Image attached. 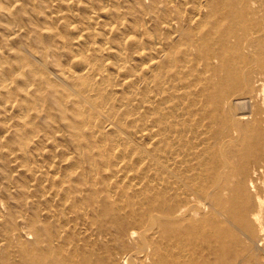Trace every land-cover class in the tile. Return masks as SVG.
<instances>
[{
	"label": "rangeland",
	"instance_id": "rangeland-1",
	"mask_svg": "<svg viewBox=\"0 0 264 264\" xmlns=\"http://www.w3.org/2000/svg\"><path fill=\"white\" fill-rule=\"evenodd\" d=\"M245 1L248 21H255L248 29L255 34L264 27V0ZM150 3L0 0V74L13 93L10 98H0V264L20 263L17 233L21 232L22 242L31 243L33 236L24 223L36 215L41 223L48 221L53 228L59 227L54 246L63 243L73 251L76 245L97 248L104 243L116 250L112 238L90 223V209H86V218L80 216L81 211L62 216L65 200L55 196L54 190L71 189L73 196L85 197L92 188L100 196L99 206L112 194L123 211L115 205L110 209L123 216L137 214V207L132 211L131 204H122L121 195L128 192L137 196L136 203L146 202L151 194L142 196L139 188L158 186L154 178L158 167L151 162V155L154 140L165 139L161 129L178 123L181 146L194 134L202 135L208 146H213L206 127L194 130L187 122V90L178 84L179 90H174L173 82L160 91L147 72L151 60L159 57V48L156 38L139 36L136 22L142 17V8ZM146 26L153 29L150 15L146 16ZM163 47L167 51V46ZM126 76L133 82L131 88L123 85ZM249 76L258 91L252 107L249 104L243 111L258 116L264 129V72L254 66ZM3 90L0 87V95ZM37 90L41 94H33ZM50 92L62 98L60 105L49 100ZM80 95L96 100L98 110H91ZM22 100L23 111L19 109ZM103 105L104 112L100 110ZM114 120L118 126H112ZM192 120L197 122L200 117L192 115ZM20 130L25 133L23 144L17 137ZM169 158L163 153L161 159L166 162ZM259 167L250 163L249 171L256 182L260 179L258 188L263 190L264 170L257 172ZM163 177L169 176L165 173ZM115 219L108 217L104 223L111 229ZM261 224H256L260 239L264 238ZM135 239L124 243L135 248ZM10 243L14 246L7 250Z\"/></svg>",
	"mask_w": 264,
	"mask_h": 264
},
{
	"label": "bare ground",
	"instance_id": "bare-ground-1",
	"mask_svg": "<svg viewBox=\"0 0 264 264\" xmlns=\"http://www.w3.org/2000/svg\"><path fill=\"white\" fill-rule=\"evenodd\" d=\"M150 1L136 22L139 36L156 38L159 48L156 52L159 57L151 60L147 72H151L160 91L173 82L176 83L174 90H179L177 84L184 87L181 90H187L190 96L187 122L190 126L193 124L194 130L196 126L206 127L209 145L213 146H208L198 134L191 135V139L187 136L190 142L181 146L178 123L161 129L165 139L154 140L155 151L151 155V162L158 167L154 177L158 186L139 188L138 194H151L146 202L136 203L137 196L128 192L121 195L122 204H131L132 211L137 207V214L121 215L123 207L112 194H106L103 205L99 206L100 196L92 188L86 191L85 197L73 196L71 189L54 190L55 196H63L65 200L60 211L62 216L81 211L80 216L84 218L86 209H90V223L112 238L116 250L104 243L97 248L76 245L73 251L63 243L54 246L59 227L53 228L48 221L41 223L36 215L24 223L33 236L31 243L22 242L21 232L17 233L19 264L264 263V238L260 239L256 226L262 223L264 237V188H258L260 179L256 182L249 171L250 163L255 168L260 164L256 170L263 173L264 129L258 116L251 110L250 115L243 111L249 109V104L252 107L253 95L258 91V85L250 82L252 67L257 66L264 72V27L250 34L248 27L255 21H248L246 17L245 0ZM147 15L152 18L151 31L146 26ZM244 23L248 26L244 27ZM128 78H124L123 85L131 88L133 82ZM6 80L0 74V87L4 88L2 100L13 94ZM37 92L40 90L33 94ZM48 96L60 105L62 98L55 92ZM80 98L89 102L91 110H98L96 100L81 95ZM24 101L19 105L20 110ZM105 108L103 105L100 110L104 112ZM192 115H198L200 120H192ZM112 126H118L115 120ZM144 128L148 130V126ZM18 132L20 135L16 133V136L23 144L25 133ZM163 153L169 155V161L161 159ZM88 163L94 170L91 160ZM165 173L169 176L167 179L163 177ZM111 205L118 207L119 212L111 210ZM108 217L116 218L111 229L104 223ZM134 237L135 248L124 243ZM13 246L10 243L7 250Z\"/></svg>",
	"mask_w": 264,
	"mask_h": 264
}]
</instances>
